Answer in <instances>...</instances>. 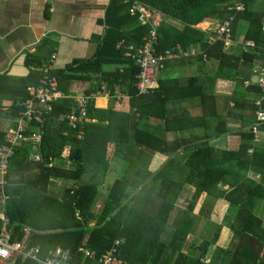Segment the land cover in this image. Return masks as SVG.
<instances>
[{
	"label": "trees",
	"instance_id": "trees-1",
	"mask_svg": "<svg viewBox=\"0 0 264 264\" xmlns=\"http://www.w3.org/2000/svg\"><path fill=\"white\" fill-rule=\"evenodd\" d=\"M135 1L162 16L157 30L159 52L178 46L197 50L195 56L180 58L182 64L196 65V77L183 82L161 78L160 73L158 89L146 95L136 91L139 68L124 55L123 48H118L122 41L139 46L148 34L149 25H141L137 14L130 13ZM242 4L245 8L237 10L236 6ZM207 19L218 25L230 20L233 38L242 34V41L252 39L257 48L245 52L241 46L233 52L224 49L222 39L209 41L215 33L197 28ZM263 21L264 0H110L104 35L98 39L93 57L74 60L62 69L54 66L50 72L64 97L52 103L41 124L33 121L25 132L28 138L40 132L41 142L21 141L8 161L6 183L0 189L6 199L0 201V212L8 221L6 229L12 239L21 240L28 227L30 245L39 247L41 257L61 247L70 251V264H96L84 261L79 248L99 256L117 240V255L127 263L264 264V217L258 216L260 203L264 202V147L254 146L251 133L254 101L264 95L253 75L255 61L264 60ZM49 40L36 52L25 55L24 65L29 68L26 77L0 75V109L12 111L17 117L15 127L24 104L31 99L28 88L39 85L41 68L51 61L56 45L52 43L46 49ZM43 50H48L50 57H41ZM207 60H215L217 65L212 76L205 79ZM217 79L232 81V99L235 95L240 98L235 100L236 108L253 113V117H241L236 151L211 144V140L228 133L226 124L225 129H217L211 123L216 120L211 83ZM245 81L249 82L247 87ZM80 83L92 86L80 90ZM104 86L112 94L113 104L109 107H99L92 100ZM193 87L195 92H190ZM249 93L255 95L253 102L245 98ZM118 94L125 98L118 99ZM78 96L87 99V114L74 128L68 116L78 114ZM174 96L180 101L199 99L201 114L192 116L183 109L175 114L170 107ZM6 100L11 104L1 106ZM151 121L163 123L165 132L184 133L205 127L207 134L199 139L168 141L158 135ZM261 128L264 130V125ZM8 131H0V147ZM183 150L188 153L181 163L174 156ZM35 151L40 153L41 161L34 160ZM158 153L169 156V160L151 172L152 157ZM116 160L125 165L124 172L108 188L99 208L100 187ZM59 180L66 181L64 189H53ZM187 186L195 193L182 208L178 203ZM218 200L229 205L221 223L211 220ZM200 219H205V235L201 242L187 247L189 235H195ZM1 226L0 220V231ZM225 227L232 236L223 248L216 244ZM18 264L35 263L19 259Z\"/></svg>",
	"mask_w": 264,
	"mask_h": 264
},
{
	"label": "crops",
	"instance_id": "crops-1",
	"mask_svg": "<svg viewBox=\"0 0 264 264\" xmlns=\"http://www.w3.org/2000/svg\"><path fill=\"white\" fill-rule=\"evenodd\" d=\"M109 1L0 0V75L6 73L9 77H26L29 73V68L24 65L25 55L36 52L37 48L45 44V40L47 39L50 40L46 49H49L52 43L56 45L53 53H51V56L55 55L53 62L55 68L62 69L74 60L92 58L98 46V39L104 35V17ZM156 14L159 15L158 21L160 25L162 16L159 12H156ZM172 24L178 28H182V25L176 21H172ZM204 24H207L208 27H199ZM212 24H217V22L207 19L199 24L197 28L205 33H210L213 30L209 28ZM217 26L218 24L215 27ZM242 40V34L234 37V44L227 50L238 52L241 49ZM41 55V57H50L48 50H43ZM180 62V58H174L166 63L164 69L161 71V78H178L184 82L186 79L198 75L194 63L182 64ZM205 62L206 79L208 76H212L217 63L215 60H207ZM261 62L262 59H257L253 67L258 66ZM46 63L43 62V64ZM211 85L213 95L216 97V120H214L212 126L217 127V129H223L226 124L228 127V133L211 140V144L221 150L236 151L240 145L238 133L242 130L241 117H253V113L251 110H244L240 107L236 108L235 100L237 98L240 100V98L235 95V99H232L234 97V83L232 81L217 79ZM91 86L92 83H80L78 88L80 90H87ZM190 92H195V87ZM176 97H173L174 100L170 105L171 109H175V114H179L177 111L182 109L188 111L192 116L201 114L199 99L190 98L186 101H180ZM245 98L253 102L255 95L254 93H249ZM99 102L101 103L99 104ZM9 104H11V101L6 100L3 101L1 106H9ZM96 104L99 107H109L113 102L111 99L98 100ZM16 121L17 117L12 114V111L6 108L0 109V131L5 132L15 127ZM150 124L156 127L159 136L168 141L193 137L199 139L204 138L207 134L205 127L198 128L201 129L200 132L197 131L198 129H194L182 133L165 132L163 123L156 121H151ZM254 146L264 147V130L261 131L260 141L256 144L254 143ZM67 149L70 151V147H67ZM35 152L37 153L38 151ZM186 153L188 152L183 150L176 153L174 157L183 163ZM168 160L169 156L161 153L156 154V156L152 157L149 170L155 172L161 169ZM58 182L61 185V180ZM105 185L107 183L104 181V185L101 187L102 194H100V201L106 199L104 191L108 186ZM56 186H53V189H56ZM194 193L195 189L187 186L179 200V207L186 208ZM204 198L202 199V203ZM201 206L202 204L196 209L195 214L199 213ZM228 207L229 205L225 200H218L213 210V214L216 215L217 212L218 219L216 218V220L218 221L214 219L212 221L221 223L227 213ZM220 212H223V216H221ZM220 218L221 220L219 221ZM225 230H227L226 233ZM222 231L216 246L224 248L229 245L232 232L226 227Z\"/></svg>",
	"mask_w": 264,
	"mask_h": 264
},
{
	"label": "built area",
	"instance_id": "built-area-1",
	"mask_svg": "<svg viewBox=\"0 0 264 264\" xmlns=\"http://www.w3.org/2000/svg\"><path fill=\"white\" fill-rule=\"evenodd\" d=\"M244 8L245 6L243 4L236 6L237 10H243ZM130 13L137 14L138 22L141 25H149L150 28L148 34L144 38V42L139 46L133 44L125 45L122 41L119 43L118 48H123L125 50L124 55L133 60L135 65L138 66L139 72L136 77L135 88L139 94L146 95L159 88V75L168 61L174 58H188L189 56H195L197 50L195 48L185 50L178 46L176 48L159 52L156 49V45H158L157 27L159 26V15L152 13L145 6L138 3H134L131 6ZM231 29L230 20H226L224 23L217 26L216 33L214 36H210L209 41L212 39L215 40L216 38L222 39L224 40V49H229L234 44ZM241 46L245 52L257 48L256 42L252 39L242 41ZM203 58H206L205 54H203ZM54 59L55 55L51 57V61L48 64L41 68L43 75L40 79L39 85L28 88L31 99L24 104L25 106L20 113V119L17 126L8 131L5 144L0 147V189L4 188L6 183L4 173L8 161L14 154V147L18 146L21 141H27L28 139L34 144H38L42 140L40 132L32 133L29 138L25 136L29 124L33 121L37 124H41L43 122V115H45L46 111L51 110L52 103L64 97L63 94L58 91L57 80L50 75L51 70L54 68ZM253 75L256 81V86L259 89L264 90V60L258 66H255ZM248 85L249 82L245 81L244 86L247 87ZM110 97H112L111 92L106 86H104L100 92L93 95L92 100H107L110 99ZM116 97L118 99L123 98L121 94L116 95ZM77 101L79 103L78 114L72 113L68 116V121L74 128L77 127L79 122L86 118L87 114V99L78 96ZM263 103L264 95H260L259 98L254 101L255 122L251 126V133L253 134V140L255 143L260 141L261 131L263 130L261 128L264 125ZM35 105H37V109L35 108ZM65 153L68 154L69 149L66 148ZM33 157L35 161H41L40 153L37 152ZM4 199H6V196H4L2 190H0V201ZM0 220L2 222L0 231V264H18L19 259L22 261H30L35 264H70L72 256L69 250L58 247L55 250L50 251L46 257H41L39 247L30 245L29 237L31 232L28 227L24 228L21 240H16L12 239L11 234L6 229L8 221L2 212H0ZM119 243L118 240L115 241L108 250L99 256H97L94 251L84 247L79 248V254L83 255L84 261L90 260L94 261L96 264H134L124 262L118 257L117 245ZM207 262H209V260H207Z\"/></svg>",
	"mask_w": 264,
	"mask_h": 264
},
{
	"label": "rangeland",
	"instance_id": "rangeland-1",
	"mask_svg": "<svg viewBox=\"0 0 264 264\" xmlns=\"http://www.w3.org/2000/svg\"><path fill=\"white\" fill-rule=\"evenodd\" d=\"M217 22V21H216ZM215 26L216 24H212V26H210L209 28L211 29H215ZM199 27H208V25L204 24V25H200ZM214 120L211 121V123L213 124ZM198 132L201 131V129H198L197 130ZM124 168H125V165L122 163L121 160H116V162L114 163V166H111L110 169L108 170V173L107 175L105 176V182L107 183V185L105 186H108V188L112 185V183L114 182V180L118 177H120V175L123 174L124 172ZM61 185H59V182H58V186H56L57 190H63L64 189V185H66V181L64 180H61ZM59 187V188H58ZM108 188L105 189L104 193H105V196H107L108 194ZM100 194H102V191H101V187H100ZM101 197V196H100ZM99 204V207L102 205V201H99L97 202V205ZM96 207V210L98 209ZM221 213V216H223V212H220ZM177 215H175L176 217ZM258 216L259 217H264V202H261L260 203V206H259V212H258ZM212 219L211 220H216L217 218V212H216V215L215 214H212ZM222 218V217H221ZM221 218L219 219V221L221 220ZM218 219V218H217ZM218 221V220H216ZM199 225L198 227L196 228V231H195V235H189V241L187 243V247L190 246V244H192L193 242H195L196 244H198L199 242H201L202 238L204 237L205 234H203V228L205 226V219H200L199 220ZM223 232V231H222ZM210 254H212L211 252H209Z\"/></svg>",
	"mask_w": 264,
	"mask_h": 264
},
{
	"label": "bare ground",
	"instance_id": "bare-ground-1",
	"mask_svg": "<svg viewBox=\"0 0 264 264\" xmlns=\"http://www.w3.org/2000/svg\"><path fill=\"white\" fill-rule=\"evenodd\" d=\"M134 3H138V2L135 1V2L131 3V6H132ZM138 4H139V3H138ZM131 6H130V8H131ZM149 11H150V10H149ZM151 12H152V11H151ZM152 13H155V14H156V12H152ZM159 26H160V25H159ZM159 26H158V27H159ZM158 27H157V30H158ZM216 28H217V27H215V29H214V31H213L214 33H216ZM6 169H7V168H6Z\"/></svg>",
	"mask_w": 264,
	"mask_h": 264
}]
</instances>
